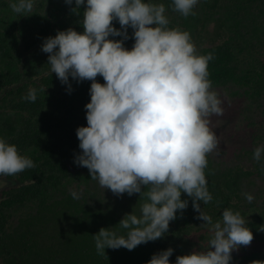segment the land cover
I'll use <instances>...</instances> for the list:
<instances>
[{
    "label": "trees",
    "instance_id": "obj_1",
    "mask_svg": "<svg viewBox=\"0 0 264 264\" xmlns=\"http://www.w3.org/2000/svg\"><path fill=\"white\" fill-rule=\"evenodd\" d=\"M152 2L165 5L168 27L187 30L198 53H212L207 67L224 109L219 116H232L236 129L228 137L240 139L235 144L218 139L217 148L207 154L204 171L212 199L199 201L200 208L215 221L230 207L250 227L252 240L232 251L229 264L264 260V231L258 230L264 224V152L261 160L253 158L254 148L264 145V0H198L187 16L174 10L172 0ZM74 7L75 0H35L32 11L21 15L8 0H0V137L34 162L18 173L0 175L15 181L0 191V264H145L167 247L174 249L173 262L177 255L203 250L208 228L201 226L193 198L182 192L188 205L177 210L161 237L131 250L96 251L93 234L115 226L134 206L138 212L144 198L103 190L86 166L74 162L81 151L76 128L87 123L84 105L91 81L70 77L69 91L50 71L49 53L41 49L44 38L58 30L83 31L85 5L79 12ZM111 23L121 27L116 19ZM132 32L129 26L125 47L134 43ZM96 79L104 82L99 74ZM30 87L37 89L35 101L22 99ZM73 188L80 190L79 199L70 195ZM244 192L254 199L246 200ZM196 235L201 240H192Z\"/></svg>",
    "mask_w": 264,
    "mask_h": 264
},
{
    "label": "clouds",
    "instance_id": "obj_2",
    "mask_svg": "<svg viewBox=\"0 0 264 264\" xmlns=\"http://www.w3.org/2000/svg\"><path fill=\"white\" fill-rule=\"evenodd\" d=\"M198 0H172L174 10L187 16ZM35 0H8L14 13L24 15ZM72 4L73 0H66ZM82 13L83 31L73 27L44 38L41 49L47 64L62 84L69 78L90 80V100L84 105L86 125L76 128L81 151L74 162L86 166L91 179L115 194L140 193L139 210L125 213L115 226L93 234L98 253L106 247L131 250L168 231L169 222L188 205L184 192L209 231L203 250L176 256L172 247L152 254L145 264H229L232 251L247 245L253 233L239 211L224 207L220 219L200 208L212 199L207 187V154L217 148L210 117L224 109L209 79L212 53L196 51L187 30L168 27L163 3L152 0H75L73 11ZM194 14V13H193ZM118 20L120 28L111 21ZM134 43L124 46L127 28ZM121 36L122 39L114 37ZM97 74L103 77L101 83ZM22 99L35 101L30 87ZM264 145L253 150L261 160ZM34 166L16 144L0 137V175H12ZM142 186H146L142 188ZM73 199L80 190L70 189ZM249 202L251 192L243 193ZM122 230V231H121ZM264 231V224L258 226ZM251 264H264L254 260Z\"/></svg>",
    "mask_w": 264,
    "mask_h": 264
},
{
    "label": "rangeland",
    "instance_id": "obj_3",
    "mask_svg": "<svg viewBox=\"0 0 264 264\" xmlns=\"http://www.w3.org/2000/svg\"><path fill=\"white\" fill-rule=\"evenodd\" d=\"M232 116H218V117H213L211 119V128L213 129V131L216 133L217 135V139H220V141H223L225 143H233L235 144V141L238 140V142H240V139H229L230 135L229 132H234L235 128V123L234 120L231 118ZM229 136V137H228ZM231 149V148H229ZM15 183L14 180L12 179H7V178H1L0 177V191L1 189L8 187L10 185H13ZM253 212H250L249 215H252ZM206 236L209 235V231L205 232ZM192 240L194 241H198L201 240L200 237H198V235L193 236ZM204 243V240L201 241ZM205 244V243H204ZM207 244V243H206Z\"/></svg>",
    "mask_w": 264,
    "mask_h": 264
},
{
    "label": "flooded vegetation",
    "instance_id": "obj_4",
    "mask_svg": "<svg viewBox=\"0 0 264 264\" xmlns=\"http://www.w3.org/2000/svg\"><path fill=\"white\" fill-rule=\"evenodd\" d=\"M198 237H200V236H198Z\"/></svg>",
    "mask_w": 264,
    "mask_h": 264
}]
</instances>
